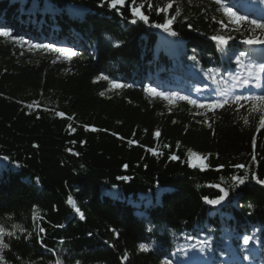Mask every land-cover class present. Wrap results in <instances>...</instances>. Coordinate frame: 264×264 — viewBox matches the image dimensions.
<instances>
[{
    "label": "trees",
    "instance_id": "trees-1",
    "mask_svg": "<svg viewBox=\"0 0 264 264\" xmlns=\"http://www.w3.org/2000/svg\"><path fill=\"white\" fill-rule=\"evenodd\" d=\"M168 1L0 0V264H264V96L193 104L147 76L211 78L264 19Z\"/></svg>",
    "mask_w": 264,
    "mask_h": 264
},
{
    "label": "rangeland",
    "instance_id": "rangeland-1",
    "mask_svg": "<svg viewBox=\"0 0 264 264\" xmlns=\"http://www.w3.org/2000/svg\"><path fill=\"white\" fill-rule=\"evenodd\" d=\"M231 1V0H230ZM235 0H232L231 2H234ZM239 3H243V4H246V3H249L251 6H255L257 8H261V9H264V5H259L255 2H252V1H249V0H238ZM171 4H173V0H169L166 5H165V8L163 9V11H166V9L170 8ZM162 11V7L159 8L158 11ZM177 9V8H176ZM244 11L242 10H239L238 12H228V16H227V21L230 25H234L237 20H236V14H241L243 13ZM260 16V15H259ZM174 17L175 16H172V15H168L166 17V22L164 24V27L163 29L165 30L166 28H168L170 26L171 23H174L175 20H174ZM164 30L162 32H159L157 33L158 34V40L159 41H165L166 38H167V34L164 32ZM220 42L222 43L223 47H227L228 46V41L225 40V39H220ZM52 60L54 61H59L60 58L59 57H53ZM253 69V66H250V71ZM247 70L244 69V68H240L239 70H237L236 72H234L233 74H231L230 76H227L225 77V79L222 81V85L224 86L222 88L223 91H227V95H229V92L232 91V85H233V82L234 81H238V80H241V76L246 72ZM190 163L192 166H195V165H200L202 163V160L197 157L196 155H191L190 156Z\"/></svg>",
    "mask_w": 264,
    "mask_h": 264
},
{
    "label": "water",
    "instance_id": "water-1",
    "mask_svg": "<svg viewBox=\"0 0 264 264\" xmlns=\"http://www.w3.org/2000/svg\"><path fill=\"white\" fill-rule=\"evenodd\" d=\"M221 202H222V200H215L212 203H210L209 205L211 207H215L216 208V207H218L220 205Z\"/></svg>",
    "mask_w": 264,
    "mask_h": 264
},
{
    "label": "bare ground",
    "instance_id": "bare-ground-1",
    "mask_svg": "<svg viewBox=\"0 0 264 264\" xmlns=\"http://www.w3.org/2000/svg\"><path fill=\"white\" fill-rule=\"evenodd\" d=\"M231 1H232V0H231ZM231 1H229V2H231ZM229 2H228V3H229ZM260 16H261V15H260ZM254 256H257V254H254Z\"/></svg>",
    "mask_w": 264,
    "mask_h": 264
}]
</instances>
